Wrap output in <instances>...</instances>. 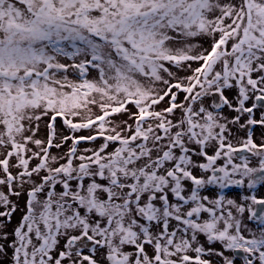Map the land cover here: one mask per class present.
<instances>
[{
	"label": "snow or ice",
	"instance_id": "6c2138e0",
	"mask_svg": "<svg viewBox=\"0 0 264 264\" xmlns=\"http://www.w3.org/2000/svg\"><path fill=\"white\" fill-rule=\"evenodd\" d=\"M257 127L264 0H0V257L264 264Z\"/></svg>",
	"mask_w": 264,
	"mask_h": 264
},
{
	"label": "rangeland",
	"instance_id": "374dc122",
	"mask_svg": "<svg viewBox=\"0 0 264 264\" xmlns=\"http://www.w3.org/2000/svg\"><path fill=\"white\" fill-rule=\"evenodd\" d=\"M205 46H207V44L205 43ZM61 62L66 63V64H70L72 61H69L67 59L61 58ZM185 73H181V75H184ZM98 76V72L95 69H89V73H88V78L92 79V78H96ZM69 78L75 80L76 76L74 75V73L72 72V70H69ZM182 95L180 97V99H182ZM163 106V105H162ZM131 107V106H129ZM126 116H120L118 117V119H126ZM241 123H243V121H241ZM58 127H60V123L58 120ZM247 130L248 129H240V128H232V132L234 134V143H238L239 141L243 140L246 138V134H247ZM253 132H255V139L257 140V144H260L262 142H264V129H261L259 127L255 128L254 130H252ZM43 131L41 132V136H43ZM70 143V142H69ZM97 143H100L99 141ZM67 150V145L65 146L64 149L60 150L62 151H66ZM53 154L57 153L56 149H52ZM250 155V154H248ZM234 162L239 163V160H235ZM33 163H35V161H33ZM257 159L256 158H251L250 161V166H257ZM13 173L15 174L16 169H12ZM0 176H2V173H0ZM0 191H4L7 194V189L4 188L3 186H0ZM228 196L230 198H235L237 199L238 203H243L244 201L242 200V197L244 195H256L257 198H264V186H258L256 189L254 190H248L246 187L243 189H237V188H233L231 190H228ZM10 199L16 203L18 205V209L17 211L13 214L12 218H11V222L7 224V228L6 231L11 234V232L13 231V229L18 226L21 216L23 214V212L21 211L24 206H25V196H21L19 199H17L16 197H10ZM257 207V206H256ZM5 209L0 207V211H4ZM247 213H245V217H244V221L246 224H248V226L254 227V225L252 224V222L247 220ZM0 219H4V218H0ZM13 237L11 235H9V240H11ZM217 248H219V245H216ZM12 252L11 249L8 250V255L6 257H0V264H10V258H11ZM226 255H232L231 253H226ZM219 258L217 257H213V261L214 264L216 261H218ZM235 264H243V261L239 258L236 259Z\"/></svg>",
	"mask_w": 264,
	"mask_h": 264
},
{
	"label": "flooded vegetation",
	"instance_id": "af4514ba",
	"mask_svg": "<svg viewBox=\"0 0 264 264\" xmlns=\"http://www.w3.org/2000/svg\"><path fill=\"white\" fill-rule=\"evenodd\" d=\"M259 116V113H257V118ZM248 131V130H247ZM256 135H255V132H253V139H254V142L257 143V140L255 139Z\"/></svg>",
	"mask_w": 264,
	"mask_h": 264
},
{
	"label": "water",
	"instance_id": "95a60500",
	"mask_svg": "<svg viewBox=\"0 0 264 264\" xmlns=\"http://www.w3.org/2000/svg\"><path fill=\"white\" fill-rule=\"evenodd\" d=\"M257 207H259V206H257Z\"/></svg>",
	"mask_w": 264,
	"mask_h": 264
}]
</instances>
